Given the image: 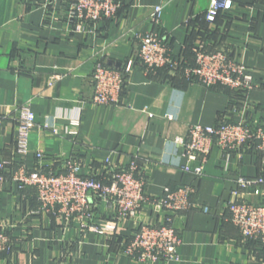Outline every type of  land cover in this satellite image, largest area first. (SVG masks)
I'll return each mask as SVG.
<instances>
[{
	"label": "crops",
	"instance_id": "0c3cea01",
	"mask_svg": "<svg viewBox=\"0 0 264 264\" xmlns=\"http://www.w3.org/2000/svg\"><path fill=\"white\" fill-rule=\"evenodd\" d=\"M231 1L209 24L210 0H119L114 17L86 23L72 18L67 0H0V156L6 163L0 222L14 242L12 252L0 253V264H264V249L241 236L227 208L238 176L262 173L260 154L250 149L226 155L214 146L202 177L180 169L187 160L178 140L190 125L264 118V0ZM159 4L164 9L155 25L151 15ZM152 29L167 38L176 59L190 63L201 43L227 50L253 75L255 87L248 93L206 87L186 80L178 68L145 71L140 37ZM99 61H112L109 66L125 73L118 104L92 103ZM22 106L36 115L27 155L16 152V110ZM69 159L83 175L98 177L136 161L151 198L167 187L191 185L195 205L172 221L182 236L179 259L142 262L122 253L121 242L141 222L165 221L167 213L150 203L119 223L111 206L94 199L89 216L66 219L41 209L36 190L20 189L13 180L20 168L63 172ZM241 197L264 199L261 189Z\"/></svg>",
	"mask_w": 264,
	"mask_h": 264
},
{
	"label": "built area",
	"instance_id": "2783aa9c",
	"mask_svg": "<svg viewBox=\"0 0 264 264\" xmlns=\"http://www.w3.org/2000/svg\"><path fill=\"white\" fill-rule=\"evenodd\" d=\"M72 18L86 22L111 19L119 8V0H67ZM232 6L231 0H210L205 14L209 24L216 22L224 10ZM164 5H155L152 20L160 25ZM138 58L145 71L153 72L162 68L180 69L186 80L198 82L206 87L225 86L233 91L248 93L255 87L254 78L245 66L237 63L223 48L209 50L205 44L193 48L194 61L176 59L168 40L158 29L141 35ZM125 73L99 61L92 73L95 105H112L121 101L125 83ZM17 113L16 152L27 155L30 152V138L36 127L35 112L28 106L19 107ZM3 121L0 119V127ZM54 132L57 131L54 129ZM181 155L187 161L180 166L184 172L200 178L205 173V165L214 146L229 155L233 151L254 149L262 159V173L257 177L238 176V188L229 201V220L239 229L241 236L253 241L264 249V199L252 202L241 197L244 191L261 189L264 196V118L238 121H224L205 125L195 123L189 126L185 138L179 139ZM42 158V153H37ZM196 161V165L192 162ZM107 166L110 161L106 159ZM6 163L0 156V184L6 180ZM109 168V166H108ZM105 177L83 175L81 166L75 159L66 162L65 170L60 173H47L40 169L28 171L18 169L13 180L20 189L32 187L37 192L41 209L63 214L69 219L73 214L89 216L92 202L98 199L113 209L115 221L122 222L135 218L145 203L154 206L157 212L167 213L165 221L158 224L141 222L133 235L121 242L122 253L142 262L158 260L175 261L179 259L178 248L182 236L173 225V216L187 211L195 204L192 201L194 188L191 185L167 187L163 196L151 198L146 194L147 177L136 161L126 167L108 169ZM205 212L210 209L202 208ZM14 250V242L4 223L0 222V253Z\"/></svg>",
	"mask_w": 264,
	"mask_h": 264
},
{
	"label": "water",
	"instance_id": "95a60500",
	"mask_svg": "<svg viewBox=\"0 0 264 264\" xmlns=\"http://www.w3.org/2000/svg\"><path fill=\"white\" fill-rule=\"evenodd\" d=\"M113 63H112V61H111V63H109V65H112Z\"/></svg>",
	"mask_w": 264,
	"mask_h": 264
},
{
	"label": "trees",
	"instance_id": "16d2710c",
	"mask_svg": "<svg viewBox=\"0 0 264 264\" xmlns=\"http://www.w3.org/2000/svg\"><path fill=\"white\" fill-rule=\"evenodd\" d=\"M163 69H166V68H163Z\"/></svg>",
	"mask_w": 264,
	"mask_h": 264
}]
</instances>
